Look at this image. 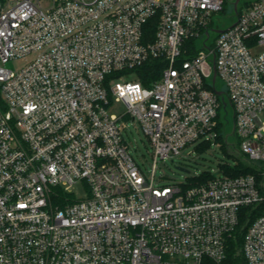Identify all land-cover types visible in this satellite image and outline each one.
Returning a JSON list of instances; mask_svg holds the SVG:
<instances>
[{"label": "built area", "instance_id": "1", "mask_svg": "<svg viewBox=\"0 0 264 264\" xmlns=\"http://www.w3.org/2000/svg\"><path fill=\"white\" fill-rule=\"evenodd\" d=\"M224 6L0 1V264H220L247 207L243 256L264 264V0L209 43ZM151 60L163 69L145 85L135 70ZM217 90L233 109L226 146L253 171L156 186L159 160L199 141L221 148L229 113L224 122ZM113 100L124 115L108 114ZM126 116L153 148L151 180L129 151Z\"/></svg>", "mask_w": 264, "mask_h": 264}, {"label": "rangeland", "instance_id": "2", "mask_svg": "<svg viewBox=\"0 0 264 264\" xmlns=\"http://www.w3.org/2000/svg\"><path fill=\"white\" fill-rule=\"evenodd\" d=\"M250 2L254 0H249ZM249 2V3H250ZM232 0H225L224 11L220 13L215 20V24L219 28L229 27L236 19ZM245 7V2L240 4L239 11L243 10ZM216 33L212 32V37L209 41L215 39ZM23 65V62H9L7 64L8 69L17 70ZM137 76L135 73L126 75L125 81H136ZM217 86L220 90L225 92V86L221 83L220 79H217ZM226 101L228 98L226 96ZM228 116L226 119V130L225 135H232L233 132V109L231 105L227 107ZM107 112L109 115L122 116L127 112L126 105L121 101L113 100L111 104L107 107ZM226 116V111L224 108L220 110V117L225 122L224 117ZM126 123V128L124 131V137L129 145V151L141 170L144 177L151 180L153 176V148L149 142V139L143 133V130L139 123L133 121L130 116H126L124 119ZM224 133V132H223ZM230 141H234L233 137L230 136ZM236 167L238 161L234 157L228 156L223 149L220 148L219 144H204L203 142H197L193 145L188 146L182 150L180 155L172 159H166L165 161L159 160L157 168L155 171V185L165 186L173 185L185 181H191V179L199 177L203 174H216L219 176H224L221 174L224 170L223 166ZM178 167H182L188 172H182L178 170ZM74 196L76 198H86L87 188L85 183L80 182L74 189Z\"/></svg>", "mask_w": 264, "mask_h": 264}, {"label": "trees", "instance_id": "3", "mask_svg": "<svg viewBox=\"0 0 264 264\" xmlns=\"http://www.w3.org/2000/svg\"><path fill=\"white\" fill-rule=\"evenodd\" d=\"M0 1H4V0H0ZM151 31H153V29H151ZM162 69H163V64L160 62V60H151L146 64H144L143 66L139 67L135 71L137 72L139 80L142 81L145 85H148L149 82H151L152 80H157L160 77ZM218 133H219L218 141L222 145L221 149H223L228 156L234 157L229 152V149L226 146L225 134L223 133L221 128L218 129ZM234 158L236 160L240 159L236 157ZM223 168L226 174L235 175V176L251 173L253 171L251 167L243 164L240 160H239V164L236 167H230L226 165L223 166ZM211 177H213L212 174H203L199 177L191 179L190 182L189 181L187 182L190 185H194L199 182H204ZM254 214H255V208L253 207H247L242 209L241 225L237 229L234 239H232L229 242L227 258L220 264H247L242 252V242H243V235L246 231V227L251 222L253 217H255ZM205 264H215V263L207 260L205 261Z\"/></svg>", "mask_w": 264, "mask_h": 264}, {"label": "water", "instance_id": "4", "mask_svg": "<svg viewBox=\"0 0 264 264\" xmlns=\"http://www.w3.org/2000/svg\"><path fill=\"white\" fill-rule=\"evenodd\" d=\"M231 4L234 6V11H235V14L237 15L238 14V6H237V3H231ZM233 25L234 24H232L230 27H232ZM223 31H224L223 29H217V30H215V33L220 34ZM214 63L215 62L213 60V65H215ZM216 80H217V75H216V71L214 70L213 77H212L213 83H216ZM216 93H217L218 96L221 97V99L223 101L224 109H227V102L225 101V98H224V95H223L222 91L217 90ZM172 162H173V160H172ZM178 170H180L182 172H188L187 170H185L182 167H178Z\"/></svg>", "mask_w": 264, "mask_h": 264}, {"label": "flooded vegetation", "instance_id": "5", "mask_svg": "<svg viewBox=\"0 0 264 264\" xmlns=\"http://www.w3.org/2000/svg\"><path fill=\"white\" fill-rule=\"evenodd\" d=\"M245 2V4L249 3L250 1L249 0H232V3H237V6H238V10H239V7H240V4ZM234 8V6H233Z\"/></svg>", "mask_w": 264, "mask_h": 264}]
</instances>
